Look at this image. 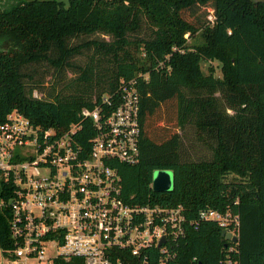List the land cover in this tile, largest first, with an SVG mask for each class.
I'll return each instance as SVG.
<instances>
[{"label": "trees", "instance_id": "1", "mask_svg": "<svg viewBox=\"0 0 264 264\" xmlns=\"http://www.w3.org/2000/svg\"><path fill=\"white\" fill-rule=\"evenodd\" d=\"M85 50V62L73 63ZM213 59L221 76L201 68ZM74 67L76 75L58 87V75ZM134 79L139 159L115 163L122 196L182 204L194 219L204 206L231 207L240 219L231 254L240 264H264V0H0V122L18 109L64 130L80 120L83 106ZM189 122L211 148L209 158L183 155L179 127ZM83 126L85 144L91 119ZM158 168L173 171L171 189L151 186ZM186 227L177 264H213L227 255L217 223ZM6 236L0 211L1 244ZM59 263L85 264L79 257Z\"/></svg>", "mask_w": 264, "mask_h": 264}, {"label": "built area", "instance_id": "2", "mask_svg": "<svg viewBox=\"0 0 264 264\" xmlns=\"http://www.w3.org/2000/svg\"><path fill=\"white\" fill-rule=\"evenodd\" d=\"M208 19L214 15L209 12ZM135 79L83 106L64 130L31 120L18 109L0 122V211L7 236L0 264H177L187 225L213 221L229 237L227 255L213 264H240L239 213L204 206L195 219L182 204L139 203L121 194L117 161L139 159V93ZM93 133L79 142L83 120ZM152 186V183H151ZM193 260L196 259L194 256Z\"/></svg>", "mask_w": 264, "mask_h": 264}, {"label": "rangeland", "instance_id": "3", "mask_svg": "<svg viewBox=\"0 0 264 264\" xmlns=\"http://www.w3.org/2000/svg\"><path fill=\"white\" fill-rule=\"evenodd\" d=\"M67 1V0H65ZM95 36H99L98 34H93L90 37H95ZM106 37H108L106 35ZM86 52H84L83 54H77L73 57L72 61L75 64H83L87 58L86 53H88V50H85ZM209 66L214 68V75L215 76H221V62L213 59V60H202L201 61V68L202 70L207 73ZM77 70V71H76ZM78 72V69L74 68H67L64 72L61 73V75H58L57 78V86H61L63 85L62 83L64 82H68L70 77H74L76 75V73ZM50 74H48V76H46V80L48 81L47 83H49V81L52 80V78H50L49 76ZM61 77V81H59V78ZM62 82V83H60ZM37 93L39 95H41L43 92H39L37 90ZM173 107L170 106V108L168 107V111L171 113L170 110H172ZM228 112H232L231 109L227 110ZM166 112V110H165ZM179 133L181 135V147H182V153L185 156L186 159H199V158H209L211 156V148L205 144L204 142L200 141L197 138V134H196V127L194 125V123H186L183 127H179ZM232 175L229 174L227 177H231ZM152 187L154 189H158V185L156 183V179H155V174L152 175Z\"/></svg>", "mask_w": 264, "mask_h": 264}, {"label": "water", "instance_id": "4", "mask_svg": "<svg viewBox=\"0 0 264 264\" xmlns=\"http://www.w3.org/2000/svg\"><path fill=\"white\" fill-rule=\"evenodd\" d=\"M153 174H155L156 183L158 185L157 190H167L173 187L174 173L171 169L158 168L153 171ZM221 234L225 235L226 237L230 236L229 233H225L223 230H221ZM231 238L234 241L238 239L236 235H233Z\"/></svg>", "mask_w": 264, "mask_h": 264}]
</instances>
